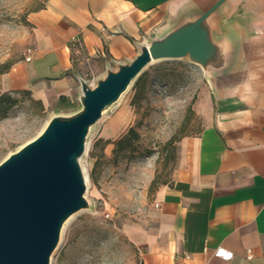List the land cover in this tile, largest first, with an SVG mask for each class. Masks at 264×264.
Segmentation results:
<instances>
[{
    "label": "crops",
    "instance_id": "crops-1",
    "mask_svg": "<svg viewBox=\"0 0 264 264\" xmlns=\"http://www.w3.org/2000/svg\"><path fill=\"white\" fill-rule=\"evenodd\" d=\"M215 1L48 0L29 17L32 59L14 62L0 91H26L42 103L67 98L87 67L101 76L130 61L151 33ZM215 19L229 63L213 82L206 78V124L178 142L171 180L154 193L150 224L136 238L140 264H264V0H226ZM74 36L83 43L79 57ZM218 247L232 256H213Z\"/></svg>",
    "mask_w": 264,
    "mask_h": 264
},
{
    "label": "rangeland",
    "instance_id": "rangeland-1",
    "mask_svg": "<svg viewBox=\"0 0 264 264\" xmlns=\"http://www.w3.org/2000/svg\"><path fill=\"white\" fill-rule=\"evenodd\" d=\"M47 1L0 0V77L24 58L29 17ZM99 74L87 67L80 76L94 84ZM137 78L138 100L132 104ZM137 78L91 128L80 160L90 209L65 222L49 264H140L136 238L150 224L154 193L171 180L178 142L206 124L212 89L202 70L184 59L155 61ZM76 86L62 103L56 96L42 103L26 91H0V162L36 137L53 115L76 111L78 81ZM3 93L15 105L8 106Z\"/></svg>",
    "mask_w": 264,
    "mask_h": 264
},
{
    "label": "water",
    "instance_id": "water-1",
    "mask_svg": "<svg viewBox=\"0 0 264 264\" xmlns=\"http://www.w3.org/2000/svg\"><path fill=\"white\" fill-rule=\"evenodd\" d=\"M225 1L216 0L162 35L151 33L130 61L108 66L93 85L77 76L79 108L53 115L36 137L0 162V264L50 263L65 222L90 209L80 160L91 128L148 65L184 59L209 81L221 76L229 50L213 32Z\"/></svg>",
    "mask_w": 264,
    "mask_h": 264
},
{
    "label": "built area",
    "instance_id": "built-area-1",
    "mask_svg": "<svg viewBox=\"0 0 264 264\" xmlns=\"http://www.w3.org/2000/svg\"><path fill=\"white\" fill-rule=\"evenodd\" d=\"M70 47L75 56L79 57L83 55L84 49H83V43L80 37L78 36L72 37L70 40ZM23 59L26 62H29L32 59V50L30 48L26 50ZM90 85H93V84H90ZM213 256L226 259V258H230L232 254L229 251H226L224 248L218 247L213 250ZM246 258L249 260L252 258V253L250 250L246 251Z\"/></svg>",
    "mask_w": 264,
    "mask_h": 264
},
{
    "label": "trees",
    "instance_id": "trees-1",
    "mask_svg": "<svg viewBox=\"0 0 264 264\" xmlns=\"http://www.w3.org/2000/svg\"><path fill=\"white\" fill-rule=\"evenodd\" d=\"M10 66H11V65H10ZM10 66H7V68H6V70H5L4 72H6V71L10 68ZM4 72H3V73H4ZM133 88H134V90H135V94H134V97H133V99H132V104H135V102L138 100V93H139V79H138V78H137V80L133 83ZM1 96H3L2 99L4 98V100H6V101L8 102V106H13V105H15V103H16V99L13 98V97H11L9 94H4V93H3ZM58 101H59L60 103H62V102H64V101H67V98L64 97V96H60V97L58 98ZM5 114H6V109H4V110L2 111V115H1V117H4ZM132 132H133V129L130 128L128 133H132ZM126 137H127V136L125 135V136H123L122 138H120V139L116 142V145L118 146V145H120L122 142H124L125 139H126ZM154 183H155V179L152 180L151 185H153Z\"/></svg>",
    "mask_w": 264,
    "mask_h": 264
}]
</instances>
